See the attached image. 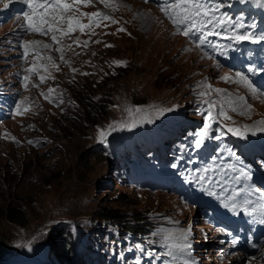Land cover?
<instances>
[{"label": "rangeland", "instance_id": "rangeland-1", "mask_svg": "<svg viewBox=\"0 0 264 264\" xmlns=\"http://www.w3.org/2000/svg\"><path fill=\"white\" fill-rule=\"evenodd\" d=\"M155 1L112 0L114 5L128 6L115 11L99 0L91 6L76 5L75 15L83 24L89 19L81 17V12L97 11L118 23L104 21L68 36L57 32L59 44L51 40V33L34 37L23 31L22 46L23 16L15 0H0V236L6 240L0 264H68L54 255L52 247L67 232L81 248L75 256L76 261L81 256L79 264H150L134 249V239L163 247L165 237L179 236L189 228V236H197L196 253L204 263L238 264L235 253L231 256L222 250V239L214 232H220V222L207 200L226 205L233 187L221 198L208 195V189L219 185L215 181L223 182L221 173L228 171L229 164L250 169L252 174L255 170L251 155L264 135L234 138L225 134L224 126L253 125L264 119V99L254 98L242 83L222 77L228 74L234 81L235 72H241L251 81L244 70L248 67L260 80L264 44L242 45L208 36L211 44L207 39L201 48L195 38L176 34ZM211 4L222 5L217 15L226 14L245 25L241 31L252 32L254 23L240 13L248 5L258 6L254 0ZM138 13L149 19L142 21ZM217 31L232 34L227 24ZM234 48L239 51L226 58ZM240 54L237 66L234 62ZM114 61H125L126 66ZM30 68L34 71L29 72ZM239 96L251 105L249 115L231 111L227 98ZM213 103L215 123L197 147L195 141ZM17 105L21 114H16ZM135 108L142 111L130 115L126 110ZM221 108L231 120L219 115ZM158 109L173 110L158 114ZM132 120L139 122L123 126ZM114 121L121 126L106 142L98 141L97 129H107ZM217 135L221 139H215ZM138 144L144 153L158 148L167 159H145L136 149ZM133 153L141 161L132 159ZM153 165L158 168L152 169ZM125 168L129 172L123 173ZM205 169H210L206 175L214 181L210 185L198 180ZM190 189H195L192 200ZM9 205L12 214L24 217L22 223L7 219ZM109 209L117 214L110 220L112 227L104 221L98 224L108 220L98 215ZM138 224L147 225V230L125 231L127 226H142ZM173 242L181 241H168ZM135 247L142 249L138 242Z\"/></svg>", "mask_w": 264, "mask_h": 264}, {"label": "snow or ice", "instance_id": "snow-or-ice-1", "mask_svg": "<svg viewBox=\"0 0 264 264\" xmlns=\"http://www.w3.org/2000/svg\"><path fill=\"white\" fill-rule=\"evenodd\" d=\"M148 2V0H145ZM241 3L247 2V0H240ZM258 6L264 7V0H254ZM23 3L27 5L28 11L23 12L24 24L21 27H25L27 31L38 33L41 35H49L51 33V40L57 44L60 43L59 38L56 33L59 32L61 36H68L70 33L79 30L81 33L85 29H91L93 25L99 26L104 21H111L112 23H118L112 16H109L106 12L97 11L92 13H80L81 17H87L89 19L88 24L81 23L75 15V12L78 11L76 5L91 6L93 0H23ZM99 3L103 4L105 8H110L115 11L118 7H128L124 4L114 5L112 0H99ZM157 5L159 10L163 15L172 23L176 28V34L184 35L185 37L197 40V46H202L207 42L208 36H218L234 43H244L249 42L252 44L264 43V33L257 35L251 31H241L244 29L245 25L240 22H234L230 17H227L226 14L217 15L220 11L222 5L220 4H211L208 0H157ZM7 7V5H5ZM71 13V15H70ZM137 16L142 21H147L149 19L148 15L144 13H138ZM227 24L232 30V34L228 35L217 31L218 28L224 27ZM66 25V27H64ZM250 27H255L251 25ZM118 31H126L124 28H119ZM94 34V33H93ZM33 45L39 44L40 42L32 41L29 42ZM79 42L77 41V44ZM99 43V41H97ZM87 42H85V46ZM43 48H49L48 44H43ZM108 46V45H106ZM25 47V56L28 54V43L24 45ZM70 47V46H69ZM57 52L62 53L61 48L56 49ZM48 59L51 61L52 57L49 56ZM63 60V55L60 57ZM66 62V61H65ZM117 66H126L125 61H114ZM53 67L58 66L54 63ZM29 72H33L34 68L28 69ZM75 71V70H74ZM249 71H254V69L249 68ZM86 74V73H85ZM235 80L233 77L226 74L222 79L242 83L252 94L254 98H264V92H260L249 78L241 72H235ZM25 80H28L29 77L25 76ZM44 77H41V82H43ZM54 90L49 89V93H52ZM220 92L222 90H216ZM48 98V97H46ZM228 103L231 105L232 112H238L239 115H249L252 111V107L247 103V100L244 96L236 97L233 100L231 97H228ZM51 102V101H50ZM62 103V101H61ZM238 104V106H237ZM216 107V104L213 103L208 109V114L205 117L203 124V129L199 132V138L195 141L197 147H200L204 140L208 138L209 131L212 127V123H215V117L212 115L211 108ZM129 114L132 113L139 114L142 109H126ZM173 109H158V114L163 111H172ZM23 111H30V108H25ZM16 114H21L19 105H17ZM219 115L225 120H231L232 118L227 115V113L221 108ZM138 120H132L131 123H123L124 127H134ZM121 126V122H113L107 126V129H97L98 132V141L106 142L107 137L111 134L112 131L117 130ZM228 132L234 136L240 137L242 139H247L248 135H255L257 131L264 132V119L257 121L253 125H243L241 127H228ZM215 139H221L220 135L214 137ZM14 139V138H13ZM32 143V141H29ZM228 171H223L221 173V179L225 184L230 181H234L237 185L241 184L242 181L247 182L252 179V174L249 170H246L243 167H237L235 164H229L227 166ZM210 169H205V175L198 177L200 182H206L207 184H212L214 181L207 177V172ZM229 171L232 173H237V175L229 176ZM220 183V181H215ZM226 188H221V191H226ZM259 193L260 199L264 201V191L261 188H253L251 191L247 187H240L233 189L230 195L227 196V200L230 201V204H226L225 207H230L233 212H243L247 217H250L254 222L264 225V203H258L250 199L251 194ZM208 195L214 196L216 193L212 190L208 191ZM243 196L242 200L238 201V198ZM249 206H251L249 208ZM237 212V214H239ZM191 229L182 231L179 236L169 235L165 237L166 245L169 248L167 253L168 256L176 257L173 254V250H177L180 253H187L191 255L190 249L192 248V243L189 241ZM169 240L175 241L179 240L180 243H168ZM20 245H17L19 247ZM255 246V245H253ZM185 264H194V262L185 261Z\"/></svg>", "mask_w": 264, "mask_h": 264}, {"label": "trees", "instance_id": "trees-1", "mask_svg": "<svg viewBox=\"0 0 264 264\" xmlns=\"http://www.w3.org/2000/svg\"><path fill=\"white\" fill-rule=\"evenodd\" d=\"M12 209L11 206H7V213H6V217L8 220L12 221V222H19L22 223L24 217L22 215H18L15 216L14 214H12ZM117 214L115 213V211L113 209H109L106 210L103 213H100L98 216L101 218H106V219H113V217H115ZM138 225H142V224H138ZM138 228H142L141 230H139ZM148 226L147 225H142L141 227L139 226H127L125 227V230L131 231L132 233H141L143 232V230H147ZM67 234V235H66ZM62 238H60V241L53 244V253L56 257H58L59 259L63 260L65 263L68 264H79L80 260H81V256H78L77 261L75 260V256L77 255V253H79L80 249L79 248V244L77 245L76 242L73 240V236L71 233L67 232ZM6 240L4 239V237L0 236V255L2 253H4L3 251L6 250ZM52 249V248H51Z\"/></svg>", "mask_w": 264, "mask_h": 264}, {"label": "bare ground", "instance_id": "bare-ground-1", "mask_svg": "<svg viewBox=\"0 0 264 264\" xmlns=\"http://www.w3.org/2000/svg\"><path fill=\"white\" fill-rule=\"evenodd\" d=\"M69 2L71 3V0H69ZM19 7H21L22 8V10H23V12H25V10H28V7H27V5H25L24 3H23V0H17V4H16V9H18V6ZM19 10V9H18ZM20 11V10H19ZM23 14V13H22ZM24 32L26 33V35H28V36H34V37H45V36H47V35H39V34H37V33H33V32H30V31H27L26 29L24 30ZM25 50V49H24ZM261 99H264V98H261ZM241 184H242V182H241ZM241 184H239V185H241ZM235 185H237L236 183H235ZM231 187H233V184H232V186H230L225 192H222V193H220V194H216L215 196L216 197H219V198H221V197H224L227 193H228V191L231 189Z\"/></svg>", "mask_w": 264, "mask_h": 264}]
</instances>
